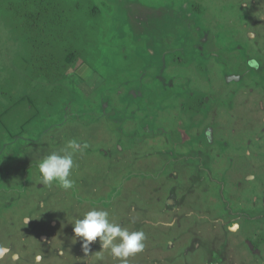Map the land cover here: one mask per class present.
I'll use <instances>...</instances> for the list:
<instances>
[{
    "label": "rangeland",
    "instance_id": "1",
    "mask_svg": "<svg viewBox=\"0 0 264 264\" xmlns=\"http://www.w3.org/2000/svg\"><path fill=\"white\" fill-rule=\"evenodd\" d=\"M92 208L145 233L127 264H264V0H0V264H122Z\"/></svg>",
    "mask_w": 264,
    "mask_h": 264
},
{
    "label": "clouds",
    "instance_id": "2",
    "mask_svg": "<svg viewBox=\"0 0 264 264\" xmlns=\"http://www.w3.org/2000/svg\"><path fill=\"white\" fill-rule=\"evenodd\" d=\"M247 63L251 69H260V62L255 58L248 60ZM88 147L87 143L73 139L60 151L45 156L37 164L39 183L47 187L56 185L65 191L74 189L75 182L70 179L75 166L74 156L78 153L83 154ZM109 217V211L92 208L84 213L82 219H75L73 224L75 237L81 238V247L85 256L91 252L92 242L99 238L102 251H108L113 258L121 260L122 264H127V258L143 252L146 235L143 231H130L121 227ZM7 252V248H0V257ZM60 254L63 255V252ZM43 259L41 254H36L34 264H41ZM97 259H103L99 252Z\"/></svg>",
    "mask_w": 264,
    "mask_h": 264
},
{
    "label": "trees",
    "instance_id": "3",
    "mask_svg": "<svg viewBox=\"0 0 264 264\" xmlns=\"http://www.w3.org/2000/svg\"><path fill=\"white\" fill-rule=\"evenodd\" d=\"M24 1H26V0H24ZM40 2H42V1H40ZM44 3V2H43ZM34 4L36 5V8H35V12H32V11H25V13H26V15H27V18H29L30 20H37V19H39V16H40V14H43L44 12H45V10H46V7H43V6H39V4L40 3H38V2H34ZM4 5V4H3ZM38 7H40V8H38ZM4 8H6L7 10L8 9H15L14 8V5L12 4V3H9V5L6 7V5H4ZM11 11V10H10ZM15 11H17V10H15ZM42 12V13H41ZM29 19H27L28 21H29ZM71 57H72V55L71 54H69V56H67V59H71ZM264 221V220H263Z\"/></svg>",
    "mask_w": 264,
    "mask_h": 264
},
{
    "label": "flooded vegetation",
    "instance_id": "4",
    "mask_svg": "<svg viewBox=\"0 0 264 264\" xmlns=\"http://www.w3.org/2000/svg\"><path fill=\"white\" fill-rule=\"evenodd\" d=\"M248 60H249V59H248ZM246 63H247V62H246ZM163 67L165 68V64L163 65ZM163 67H162V68H163ZM162 70H163V69H162ZM161 73H163V72H161ZM135 92L138 93L137 90H136ZM135 92H134V93H135ZM134 93H133V94H134Z\"/></svg>",
    "mask_w": 264,
    "mask_h": 264
}]
</instances>
